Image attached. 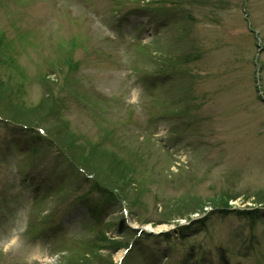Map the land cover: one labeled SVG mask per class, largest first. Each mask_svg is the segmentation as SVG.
I'll list each match as a JSON object with an SVG mask.
<instances>
[{"label":"rangeland","instance_id":"rangeland-1","mask_svg":"<svg viewBox=\"0 0 264 264\" xmlns=\"http://www.w3.org/2000/svg\"><path fill=\"white\" fill-rule=\"evenodd\" d=\"M0 113V264H264V0H0Z\"/></svg>","mask_w":264,"mask_h":264},{"label":"trees","instance_id":"trees-1","mask_svg":"<svg viewBox=\"0 0 264 264\" xmlns=\"http://www.w3.org/2000/svg\"><path fill=\"white\" fill-rule=\"evenodd\" d=\"M18 105V104H17ZM6 105V108H9L10 109V114L12 115L13 114V118H20V117H23V118H26V119H31L32 117H34L35 116V111H26V109H23V108H25V107H19L20 105ZM9 106V107H8ZM19 107V108H18ZM54 134V133H53ZM57 135H58V130H57ZM55 137H56V135H54ZM54 137V138H55ZM78 138V137H77ZM57 141H58V139H57V137L55 138ZM72 139V140H71ZM70 140L71 141H73V143L75 142H77L76 140V138H71ZM62 141L64 142V140H63V138H62ZM89 144V143H88ZM61 145L62 146H68V150H67V148H66V151H67V153L68 154H70V157L69 158H71L73 161H74V163L73 164H76V165H80V166H82V165H84L83 167H89V165H90V163H89V161L88 160H86V158L84 157V151L85 150H88V149H90V150H94L95 151V154L97 153V152H100V151H97V146H94V144H92V143H90V145H87V146H84V147H79V148H77V149H75V150H73L74 149V145L75 144H72V143H70V142H64V143H61ZM72 150V151H71ZM107 153V152H106ZM99 155V154H98ZM101 155V154H100ZM107 155V154H106ZM69 156V155H68ZM103 156V155H102ZM104 157V156H103ZM105 158V157H104ZM82 164V165H81ZM90 167H91V165H90ZM97 176H98V183H100V184H104V185H106L107 187H109V188H107L108 190L107 191H110V194L109 195H112V197H113V195H114V189H112L111 187H110V185H108V180H107V178L104 176V175H101V174H97ZM108 181V182H107ZM103 185V186H104ZM96 186L93 184L92 185V189H94ZM105 187V186H104ZM226 203V202H225Z\"/></svg>","mask_w":264,"mask_h":264},{"label":"bare ground","instance_id":"bare-ground-1","mask_svg":"<svg viewBox=\"0 0 264 264\" xmlns=\"http://www.w3.org/2000/svg\"><path fill=\"white\" fill-rule=\"evenodd\" d=\"M119 257V256H118Z\"/></svg>","mask_w":264,"mask_h":264}]
</instances>
